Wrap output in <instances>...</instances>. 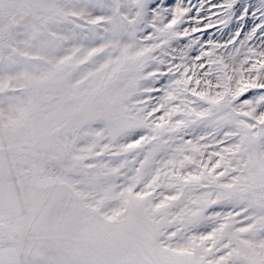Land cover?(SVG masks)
Wrapping results in <instances>:
<instances>
[{"label": "snow or ice", "instance_id": "6c2138e0", "mask_svg": "<svg viewBox=\"0 0 264 264\" xmlns=\"http://www.w3.org/2000/svg\"><path fill=\"white\" fill-rule=\"evenodd\" d=\"M0 264H264V0H0Z\"/></svg>", "mask_w": 264, "mask_h": 264}, {"label": "rangeland", "instance_id": "374dc122", "mask_svg": "<svg viewBox=\"0 0 264 264\" xmlns=\"http://www.w3.org/2000/svg\"><path fill=\"white\" fill-rule=\"evenodd\" d=\"M196 0H193V3H195ZM213 2H217V0H213ZM227 34H228V30H224L223 33V38L226 39L227 38ZM205 38H207L208 36H212L215 35L217 38L221 37V32L218 30V28H212V29H207L206 32L204 33Z\"/></svg>", "mask_w": 264, "mask_h": 264}]
</instances>
